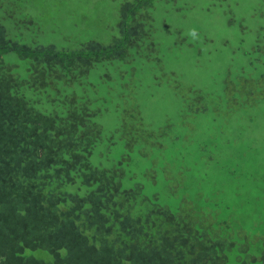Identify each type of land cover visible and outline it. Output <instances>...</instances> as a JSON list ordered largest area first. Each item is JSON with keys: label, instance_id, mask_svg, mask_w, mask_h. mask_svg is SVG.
<instances>
[{"label": "trees", "instance_id": "obj_1", "mask_svg": "<svg viewBox=\"0 0 264 264\" xmlns=\"http://www.w3.org/2000/svg\"><path fill=\"white\" fill-rule=\"evenodd\" d=\"M9 1L11 12L22 11ZM197 1L118 0L108 41L81 37L72 49L12 40L3 22L12 14L0 3V264H264V185L249 198L240 186L231 191L241 174L229 168L223 186L207 189L169 149L176 139L143 130L138 89L129 88L136 65L163 70L158 7L185 24ZM239 1L219 3L227 5L223 31L250 34L241 70L252 76L238 85L251 99L264 95V0H252L251 28L236 12ZM33 19L24 14L15 25L30 34ZM185 32L174 28L172 37L188 41ZM235 89L225 81L230 102ZM188 91V111L204 112L202 94ZM128 97L106 125L108 102Z\"/></svg>", "mask_w": 264, "mask_h": 264}, {"label": "rangeland", "instance_id": "obj_2", "mask_svg": "<svg viewBox=\"0 0 264 264\" xmlns=\"http://www.w3.org/2000/svg\"><path fill=\"white\" fill-rule=\"evenodd\" d=\"M219 1L199 0L194 3L195 9L189 13V19H185V24L171 13V8L159 6L155 13L158 23L155 35L163 70L136 65L137 73L129 88L138 89L134 100L142 108L143 130L155 131L161 142L176 139L169 143V149L179 153L183 165L200 177L202 185H207V189L213 185L223 186L227 180L226 171L231 168L241 176L234 179L230 190L240 186L249 198L251 192L264 185V95L250 99L240 91V77L252 76L241 70L246 63L242 54L251 45L250 34L244 31L238 36L239 30L233 28L223 31V26L229 30L223 17L227 5H221ZM9 2L0 0L8 9L6 11L12 14L3 21L12 40L30 45L54 42L59 48L69 49L73 48L72 40L81 37L108 41L113 32L107 26L113 25L118 8V0H18L16 2L23 9L18 11L15 5L14 13ZM253 6L252 0H240L236 8L249 28L254 24L247 19ZM207 9L218 11L208 13ZM24 14L34 18L30 34L24 32L20 24L15 25ZM180 27L186 29L185 35H190L188 41L172 37L173 29ZM196 32L201 34L197 43L191 36ZM203 36L211 43L203 44ZM3 60L15 63L13 54L5 55ZM90 79L100 84L97 74H92ZM226 80L236 87L232 93L233 102L225 96ZM167 82L173 87H168ZM106 87L99 85V90ZM189 88H196L202 94L203 100L196 104L204 107V112L188 111L192 101ZM131 102V97L110 100L111 111L105 124L116 122L115 108L118 105ZM166 121L170 122V127L162 134L158 128Z\"/></svg>", "mask_w": 264, "mask_h": 264}]
</instances>
